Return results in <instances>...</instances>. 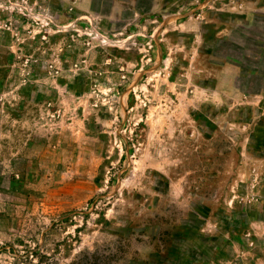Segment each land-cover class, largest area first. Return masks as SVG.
I'll return each instance as SVG.
<instances>
[{"label": "rangeland", "instance_id": "obj_1", "mask_svg": "<svg viewBox=\"0 0 264 264\" xmlns=\"http://www.w3.org/2000/svg\"><path fill=\"white\" fill-rule=\"evenodd\" d=\"M264 0H0V264H264Z\"/></svg>", "mask_w": 264, "mask_h": 264}, {"label": "crops", "instance_id": "obj_2", "mask_svg": "<svg viewBox=\"0 0 264 264\" xmlns=\"http://www.w3.org/2000/svg\"><path fill=\"white\" fill-rule=\"evenodd\" d=\"M263 79H264V77H262ZM261 90V95H263L264 96V87L262 88V89H260Z\"/></svg>", "mask_w": 264, "mask_h": 264}]
</instances>
